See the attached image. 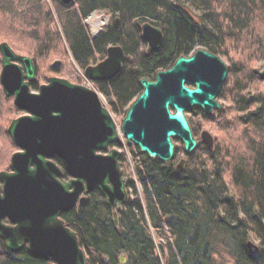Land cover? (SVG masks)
<instances>
[{
    "label": "trees",
    "instance_id": "16d2710c",
    "mask_svg": "<svg viewBox=\"0 0 264 264\" xmlns=\"http://www.w3.org/2000/svg\"><path fill=\"white\" fill-rule=\"evenodd\" d=\"M50 2L0 0V25L5 33L0 39L15 50L26 36L31 43L27 56L33 60L36 77L37 59L64 43L81 68L94 64L95 56L104 57L110 44L121 45L125 52L121 70L109 80L93 83L109 98L110 110H122L123 116L142 90L139 79L153 78L178 56L202 48L229 58L237 43L236 51H242L227 68L218 94L230 101L227 111L221 107L206 115L198 108L190 110L212 123L224 138L214 139L211 149L198 145V158L189 155L194 164L179 170L172 162L150 159L135 147V178L143 198L137 196L135 181L127 178L128 198L116 224L98 190L88 194L80 215L74 209L62 215L85 249L87 264H120L121 254L125 264H264V92L253 90L264 85V79L248 66L253 59L264 61V0ZM94 10L117 15L120 28L113 23L90 40L82 20ZM55 20L60 31L54 30ZM140 21H150L162 30L157 50L147 51ZM242 35L245 39H240ZM38 86L36 78L30 87L37 90ZM8 109L18 110L14 104ZM234 133L239 147L234 146ZM7 145L9 150L16 148L11 138ZM8 153H0V160L7 159ZM55 161L62 164L58 158ZM147 223L167 241L166 247L155 242ZM248 241L258 246V252L249 251ZM0 264L55 263L29 254L26 247L10 251L0 238Z\"/></svg>",
    "mask_w": 264,
    "mask_h": 264
},
{
    "label": "water",
    "instance_id": "95a60500",
    "mask_svg": "<svg viewBox=\"0 0 264 264\" xmlns=\"http://www.w3.org/2000/svg\"><path fill=\"white\" fill-rule=\"evenodd\" d=\"M114 26L119 27L118 17ZM140 29L147 51L157 50L162 30L149 21ZM0 56L3 94L24 112L7 127L17 150L10 156L9 170L0 171V238L10 251L26 247L29 254L55 264H87L85 249L62 215L74 208L80 215L90 192L103 195L117 223V213L128 198L119 165L120 136L126 145L163 163L175 156L174 139L182 143L185 154L192 153L199 142L184 112L198 108L210 115L219 110L217 97L227 78L226 64L210 51L199 48L180 55L152 79H139L142 90L118 128L94 89L52 76L32 90L30 84L36 80L32 58L15 52L5 41L0 43ZM124 58L123 47L111 44L106 57L85 67L84 75L92 81L109 80L121 70ZM58 64L55 61L52 68ZM260 76L264 79V66ZM199 141L210 149L214 146L206 129ZM184 163L180 159L176 169ZM247 247L258 252L252 241ZM119 262L125 264L124 254Z\"/></svg>",
    "mask_w": 264,
    "mask_h": 264
},
{
    "label": "rangeland",
    "instance_id": "374dc122",
    "mask_svg": "<svg viewBox=\"0 0 264 264\" xmlns=\"http://www.w3.org/2000/svg\"><path fill=\"white\" fill-rule=\"evenodd\" d=\"M47 4H50V0H45ZM74 7H76V5L74 4ZM1 16V15H0ZM118 17L117 15H112L111 13H107L104 10H94L93 12H91L89 15H87L83 20V25L86 28L87 31V35L89 37L90 40L95 39L107 26H111L114 23V18ZM97 19H102L104 20V24L101 25L99 32H97L96 34H93L97 29H94L92 26V23L95 22ZM144 21H140V24H142ZM150 22V21H149ZM151 23V22H150ZM1 24V23H0ZM152 24V23H151ZM120 22H119V27L120 28ZM117 28V29H118ZM2 29V25H0V34L5 35V33H2L3 31ZM54 30H59L60 31V26L57 22V20H55V25H54ZM25 39H23L22 44H15V46L17 47L14 51L19 53V54H23V55H28L26 50H30L31 49V43L27 40L26 36L24 37ZM240 39H245L244 35H242V38ZM1 42H3V39H0ZM7 42V41H6ZM8 43V42H7ZM252 44V42H251ZM235 50L230 49V53H229V58H227L226 56H219L220 59L226 64L227 68L232 64V62H234V60L236 61L238 56L242 54V51H236L237 48L239 47V43L235 44ZM244 47V43H242L240 45V48ZM19 48V49H18ZM193 53V52H192ZM262 51L258 52V54L261 55ZM105 57V56H104ZM104 57H99V56H95V62L94 64L99 63L100 61H102L104 59ZM58 61L59 64L58 66L53 70L50 67L52 66V64ZM37 66H38V70H37V82L38 84H43L46 83L47 79L49 77L55 76V77H59V78H64L69 80L72 83H76V84H82V83H88L87 80L83 77V69L80 66H78V64L74 61V59L72 58V56L70 55L68 48L66 47L65 43L60 46V48H56L54 51H52L51 53L47 54L46 57L43 58H38L37 59ZM249 64L248 66H250L251 68H254L258 71L261 70V68L264 66V61L261 59H253L248 61ZM92 64V65H94ZM152 79V78H149ZM89 85L91 84V87L96 91V93L98 94V97L100 98L102 104L109 110L114 122L116 123L117 127H120L122 118H123V111L119 110L117 112H114L112 110H110V106H109V98H107L104 94H102L96 87L94 84H92L91 82L88 83ZM259 90L264 92V85H257L255 86V88L253 87V90ZM4 94L0 85V153L3 156V152H9L8 154V158L6 159L5 157H3V161L0 160V163L3 164L0 166V170H7L9 169V161H10V156L13 152H15L17 150V148L9 150L10 147L7 145L8 141H9V135H7L6 131L7 127L9 125V123L11 122L12 119L17 118L21 115L24 114L23 111L17 110V111H13L10 112L8 107L10 104H13V99L12 97H9L7 101V103L4 101ZM7 98V97H6ZM112 99V97L110 98ZM217 101L220 103L221 107L226 109L227 111V107L230 104V101L227 100L224 97H217ZM193 109V108H192ZM216 113V110H214L212 112V114ZM233 114V113H231ZM229 116V115H228ZM186 117L188 118L190 125L192 128H196L194 136L196 137V139L198 140V145H204L199 141V134L201 132V130L206 129L208 130L214 137V139L216 140H220L222 138H224V136H222V134L220 133L219 130H217L214 125L212 123H208L204 121V118L201 117V115H194L193 112L188 111L186 113ZM237 133H234L232 135L233 139H235L234 142V146L237 145V147H239L241 145V142L238 140L237 137ZM228 140V143H230V140ZM120 145H117V149L121 152L120 158H119V165H120V169L122 172V176L127 180V178H132L135 181V188H136V192H137V196L142 199L143 198V192L141 189V186L136 182V178H135V171H134V166H135V161L136 158L134 159L133 157V152H134V146L133 145H126L125 144V140L124 137L120 136ZM174 144H175V156L174 158L170 161L172 162L175 166L178 163V161L180 159H185V163L183 165V167L185 165H193L194 161H192V159L189 158V155H194L193 158L197 159L198 158V147L190 154H185L182 148V143L179 140L174 139ZM196 163V162H195ZM176 168V167H175ZM128 192V191H127ZM147 228L150 231V233L153 235V237L155 238V242L157 244H161L164 247L167 246V241L164 238H160L156 236V233L154 231V229L149 225V223H147ZM254 242L256 243L257 241L254 239Z\"/></svg>",
    "mask_w": 264,
    "mask_h": 264
},
{
    "label": "bare ground",
    "instance_id": "6f19581e",
    "mask_svg": "<svg viewBox=\"0 0 264 264\" xmlns=\"http://www.w3.org/2000/svg\"><path fill=\"white\" fill-rule=\"evenodd\" d=\"M104 24V20L102 19H97L95 22L92 23V26L94 29H97L93 34H96L99 32L101 25Z\"/></svg>",
    "mask_w": 264,
    "mask_h": 264
},
{
    "label": "built area",
    "instance_id": "2783aa9c",
    "mask_svg": "<svg viewBox=\"0 0 264 264\" xmlns=\"http://www.w3.org/2000/svg\"><path fill=\"white\" fill-rule=\"evenodd\" d=\"M83 77L86 79V77L84 76V74H83ZM87 82L89 83L90 81L87 80ZM88 83H82V85L87 86V87H91V84L89 85Z\"/></svg>",
    "mask_w": 264,
    "mask_h": 264
},
{
    "label": "flooded vegetation",
    "instance_id": "af4514ba",
    "mask_svg": "<svg viewBox=\"0 0 264 264\" xmlns=\"http://www.w3.org/2000/svg\"><path fill=\"white\" fill-rule=\"evenodd\" d=\"M9 169H7L6 171H8ZM74 210H76V208H74Z\"/></svg>",
    "mask_w": 264,
    "mask_h": 264
}]
</instances>
